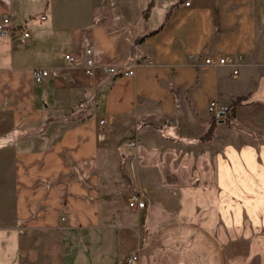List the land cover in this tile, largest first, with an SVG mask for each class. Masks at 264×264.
<instances>
[{"label": "crops", "instance_id": "0c3cea01", "mask_svg": "<svg viewBox=\"0 0 264 264\" xmlns=\"http://www.w3.org/2000/svg\"><path fill=\"white\" fill-rule=\"evenodd\" d=\"M3 14L28 37L0 35V264H264V0H0Z\"/></svg>", "mask_w": 264, "mask_h": 264}, {"label": "built area", "instance_id": "2783aa9c", "mask_svg": "<svg viewBox=\"0 0 264 264\" xmlns=\"http://www.w3.org/2000/svg\"><path fill=\"white\" fill-rule=\"evenodd\" d=\"M182 5H190L192 0H180ZM43 16H40L42 18ZM0 35H6L10 39V41H15L18 47H23L26 44L27 37H28V30L26 27L23 26H13L10 21V17L7 14H3L0 16ZM64 59L71 61L73 57L69 53H65L63 55ZM229 58L224 56H219L215 60L211 59L210 57H205L203 59L204 63H223L228 61ZM80 66L84 69L85 72H91V69L94 65V60L92 57V51L89 47H84L82 49V56L80 60ZM110 71H114V67H108ZM47 72V69H34L32 74L35 79H38L40 75H43ZM131 69H125L120 71V73L129 74L131 73ZM208 112L212 116V118L216 119L227 112V105L226 104H219L214 100H209L206 106ZM125 203L127 207L138 211L144 207V196L142 190L140 189H133L128 192L125 197ZM137 258V254L132 252L124 261V264H134V261Z\"/></svg>", "mask_w": 264, "mask_h": 264}, {"label": "rangeland", "instance_id": "374dc122", "mask_svg": "<svg viewBox=\"0 0 264 264\" xmlns=\"http://www.w3.org/2000/svg\"><path fill=\"white\" fill-rule=\"evenodd\" d=\"M263 14L258 15V31L261 32L264 29V22L262 18ZM0 121L4 122V116L0 115ZM7 128V127H6ZM177 152H184L182 149H178ZM11 149L0 143V225H9L12 222V209H13V185H12V159H11ZM188 184L186 182H181L179 185ZM160 187L162 186L159 183H154L153 186ZM178 183H171L167 185V189L175 190V188H179ZM132 186V187H130ZM136 187L133 184L127 183L124 185L123 189V197L126 194ZM119 194H116L118 197ZM115 198V196H113ZM112 198V199H113ZM114 201V199H113ZM174 206V205H173Z\"/></svg>", "mask_w": 264, "mask_h": 264}, {"label": "trees", "instance_id": "16d2710c", "mask_svg": "<svg viewBox=\"0 0 264 264\" xmlns=\"http://www.w3.org/2000/svg\"><path fill=\"white\" fill-rule=\"evenodd\" d=\"M212 131V123L207 127L206 131L198 138V140H206L210 137Z\"/></svg>", "mask_w": 264, "mask_h": 264}]
</instances>
